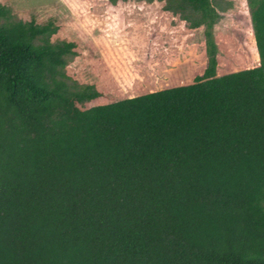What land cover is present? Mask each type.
Here are the masks:
<instances>
[{
  "label": "trees",
  "instance_id": "obj_1",
  "mask_svg": "<svg viewBox=\"0 0 264 264\" xmlns=\"http://www.w3.org/2000/svg\"><path fill=\"white\" fill-rule=\"evenodd\" d=\"M106 1L203 27L205 67L88 107L102 94L61 72L77 45L0 5V264H264V0H246L258 65L221 76L209 0Z\"/></svg>",
  "mask_w": 264,
  "mask_h": 264
},
{
  "label": "rangeland",
  "instance_id": "obj_2",
  "mask_svg": "<svg viewBox=\"0 0 264 264\" xmlns=\"http://www.w3.org/2000/svg\"><path fill=\"white\" fill-rule=\"evenodd\" d=\"M209 1L219 15L212 27L216 76L256 67L246 0ZM0 5L9 10L13 20L56 26L52 43L77 45L78 56L66 57L61 72L69 91L91 86L102 94V98L86 102L88 107L155 92L175 83L190 84L205 67L203 27L185 35V23L177 17L180 12L164 16L168 26L160 27L156 22L158 6L148 8L140 2L110 6L106 0H0ZM184 13L192 16L189 11ZM156 31L164 32L171 44L154 46L149 36ZM175 39L180 44L174 43Z\"/></svg>",
  "mask_w": 264,
  "mask_h": 264
},
{
  "label": "crops",
  "instance_id": "obj_3",
  "mask_svg": "<svg viewBox=\"0 0 264 264\" xmlns=\"http://www.w3.org/2000/svg\"><path fill=\"white\" fill-rule=\"evenodd\" d=\"M175 80V79H174ZM173 82V81H172ZM191 84V83H190ZM186 85H188V84H186ZM181 86H184V85H181ZM173 87H178V84H176L175 83V85L174 86H169V87H166L165 89H168V88H173ZM161 90H163V89H161ZM159 91V90H158ZM140 96V95H139ZM135 97V96H134ZM128 98H131V97H128Z\"/></svg>",
  "mask_w": 264,
  "mask_h": 264
}]
</instances>
